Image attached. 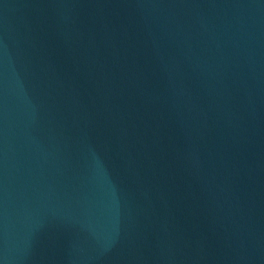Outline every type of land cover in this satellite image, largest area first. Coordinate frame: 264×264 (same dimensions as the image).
<instances>
[{"label":"water","instance_id":"water-1","mask_svg":"<svg viewBox=\"0 0 264 264\" xmlns=\"http://www.w3.org/2000/svg\"><path fill=\"white\" fill-rule=\"evenodd\" d=\"M0 264H264V0H0Z\"/></svg>","mask_w":264,"mask_h":264}]
</instances>
